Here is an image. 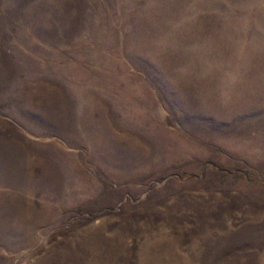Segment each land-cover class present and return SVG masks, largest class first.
Here are the masks:
<instances>
[{
	"label": "rangeland",
	"instance_id": "374dc122",
	"mask_svg": "<svg viewBox=\"0 0 264 264\" xmlns=\"http://www.w3.org/2000/svg\"><path fill=\"white\" fill-rule=\"evenodd\" d=\"M0 264H264V0H0Z\"/></svg>",
	"mask_w": 264,
	"mask_h": 264
}]
</instances>
